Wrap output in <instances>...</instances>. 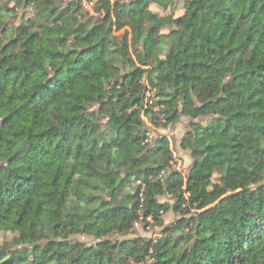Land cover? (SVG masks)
<instances>
[{
  "label": "clouds",
  "instance_id": "9594fccd",
  "mask_svg": "<svg viewBox=\"0 0 264 264\" xmlns=\"http://www.w3.org/2000/svg\"><path fill=\"white\" fill-rule=\"evenodd\" d=\"M0 21V264H264V0H0Z\"/></svg>",
  "mask_w": 264,
  "mask_h": 264
},
{
  "label": "trees",
  "instance_id": "16d2710c",
  "mask_svg": "<svg viewBox=\"0 0 264 264\" xmlns=\"http://www.w3.org/2000/svg\"><path fill=\"white\" fill-rule=\"evenodd\" d=\"M27 3H28V0H25V6H27ZM23 15V14H22ZM14 17H12V16H10L9 17V20H11V19H13ZM0 22H2V23H4V25H5V28L3 29L4 31H6L7 29H6V25H7V23H8V21H0ZM90 30V29H89ZM33 37H35L37 34L35 33V32H33L32 34H31ZM54 38H56V39H59V37H54ZM7 50V46H5V51ZM7 59V57H5V60ZM18 65H13V67H17ZM28 67H31L30 65L28 66ZM139 67V66H138ZM69 95H72V93H69ZM70 103V101L68 100V99H65L64 101H63V104H62V107H63V110L64 111H66L67 110V105ZM34 117H31V118H29V120L26 122V126H31V124L34 122ZM36 131L39 133V134H41V135H43L44 134V125H43V123H40L39 124V126L37 127V129H36ZM212 145L211 144H209L208 145V149H212ZM113 156H114V158H115V154H113ZM57 163H59V161H57ZM72 163H73V161L71 160V159H69L68 161H67V166H71L72 165ZM98 163V165L99 164H101V163H103L102 161H98L97 162ZM56 171H60V169L59 168H56L55 169ZM75 179H76V177H74L73 178V182H75ZM55 182V181H54ZM65 184H68V180L67 179H65ZM79 191H80V194L82 195V196H84V197H86L87 199L86 200H79V203H80V205H81V207L83 208V207H88V208H90V211H93V212H95V211H97V208H96V205H102L103 204V202L102 201H97V200H95L94 199V194H95V187L93 186V187H89L86 183L85 184H81L80 185V189H79ZM25 194H27V193H25ZM61 195H63V193H61ZM66 199V198H65ZM66 203H67V199H66ZM98 215H100V216H102L103 215V213L102 212H98L97 213ZM181 256L183 257V253H181ZM60 260V257L59 256H56L55 255V253L53 252V253H51V262H52V264H57V262Z\"/></svg>",
  "mask_w": 264,
  "mask_h": 264
}]
</instances>
